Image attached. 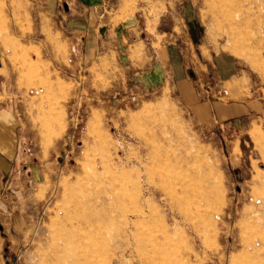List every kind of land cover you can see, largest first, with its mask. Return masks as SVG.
I'll use <instances>...</instances> for the list:
<instances>
[{"label":"rangeland","instance_id":"1","mask_svg":"<svg viewBox=\"0 0 264 264\" xmlns=\"http://www.w3.org/2000/svg\"><path fill=\"white\" fill-rule=\"evenodd\" d=\"M258 86L264 0H0V264H264Z\"/></svg>","mask_w":264,"mask_h":264},{"label":"crops","instance_id":"2","mask_svg":"<svg viewBox=\"0 0 264 264\" xmlns=\"http://www.w3.org/2000/svg\"><path fill=\"white\" fill-rule=\"evenodd\" d=\"M89 1H94V0H89ZM79 7H81L82 5L79 4L78 5ZM126 37L123 39L125 40ZM258 89H263V93H264V87L263 86H258L256 89H254L255 91H257ZM242 105H245L244 103H240V102H233V103H230L226 106V111H225V118H229V117H237V119H240V118H243V117H248V118H251L250 115L247 116V111L243 110L242 108ZM264 114V113H263ZM258 117H260V113L257 114ZM256 117V116H255ZM257 118H253L251 119L250 123H249V126L247 127L248 129H250L253 125L254 122H257L256 121ZM7 124L5 123V125H3V130H7ZM7 136L5 135L4 137V145L7 144V147L10 146L11 147V150H9V153L3 149L0 148V166H2L3 168L5 169H8L9 165L11 164L12 161L15 160V155L19 153V150L18 149V146H16V143L17 141L15 142V145L10 142L7 138ZM256 139L259 140L260 139V136L258 135V132L257 134L255 135ZM5 147V146H4ZM12 151V152H10ZM12 155V156H10ZM28 165V164H27ZM41 171V169L37 166V165H33V166H30L29 165V171L31 172V175H34V172L36 171ZM36 177V176H35ZM25 197L21 196L20 199L16 202H23V199ZM3 196L1 197L0 195V203H3V204H7V202L5 201V198L3 199ZM1 229H4L3 226H0Z\"/></svg>","mask_w":264,"mask_h":264}]
</instances>
